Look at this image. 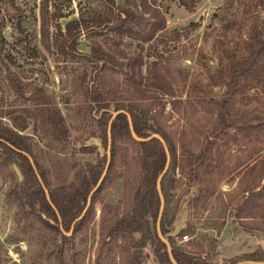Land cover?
<instances>
[{
	"label": "rangeland",
	"instance_id": "374dc122",
	"mask_svg": "<svg viewBox=\"0 0 264 264\" xmlns=\"http://www.w3.org/2000/svg\"><path fill=\"white\" fill-rule=\"evenodd\" d=\"M116 1L149 17L143 11L142 0ZM224 1L198 0L188 10L178 0H156L165 27L150 41L102 30L82 34L78 44L79 49L88 51L91 44L99 43L113 52L116 63L108 81L122 92L126 103L133 99V80L125 71L130 56L141 53L143 75L153 59L169 74L176 96L159 95L154 107L163 127L172 132L178 153L186 146L203 156L194 181L184 177L179 182L176 170L175 183L180 186L169 190V228L188 235L184 241L175 239L176 245L215 264L264 249V212L249 208L246 218L241 219L236 212L247 194L244 190L257 184L260 188L264 181V79L229 97L228 123L221 132L215 130V100L224 96L225 90L221 75L233 57L248 51L253 19L255 15L264 18V0H234L231 7L223 6ZM15 2L22 8L19 26L10 16L11 6L8 12L0 10V19L6 18L0 31V121L31 143L34 158L48 177L47 189L61 192L88 163L105 168L108 161V139H104L95 120L96 107L85 97L92 65L45 46L40 36V0ZM54 2L62 14L58 18L62 25L80 13L87 15L103 7L101 0ZM53 8L50 4L49 10ZM192 20L198 24L185 27ZM49 30H55L53 22ZM7 67L29 87H41L46 92L51 106L64 118L66 142L54 140L34 105L14 92L6 77ZM147 80L148 75L142 86L148 85ZM171 99L176 102L172 104ZM119 143L118 158L90 219L77 232L72 230L66 235L70 230L63 231L68 239L38 222L26 204L17 200L15 191H19L22 178L16 170L21 175L20 164H5L0 151V264H55L61 252L64 264H130L120 251V241L106 236L107 224L121 210L115 205L122 203L125 179L131 171L128 161L134 152L124 140ZM244 219L248 221L245 227L241 223ZM136 238L139 241L134 255L138 264H160L152 237L137 234Z\"/></svg>",
	"mask_w": 264,
	"mask_h": 264
},
{
	"label": "trees",
	"instance_id": "16d2710c",
	"mask_svg": "<svg viewBox=\"0 0 264 264\" xmlns=\"http://www.w3.org/2000/svg\"><path fill=\"white\" fill-rule=\"evenodd\" d=\"M103 7L100 10L91 11L84 15L68 19L62 25L58 18L62 15L55 6L54 0H40V36L47 47H55L70 57H79L92 65V75L85 89V97L90 105L96 107L95 120L102 128L104 139H108V124L113 113L118 112L111 120L110 125V158L109 171L105 174L99 188L93 193L90 204L82 218H78L87 204L89 193L98 182L104 166L88 163L78 170L74 181L66 190L57 192L48 188V177L40 163L34 158L31 143L17 130L0 121V151L3 162L16 161L20 164L22 181L19 191H15L17 200L26 204L35 219L62 234L68 239L63 231H69L72 224L74 232L81 230L90 219L93 206L98 199L101 190L108 181L112 169L119 154V142L124 140L133 149L130 164L131 171H127L125 179V193L121 205H115L117 212L106 226V236L120 241V251L126 255L130 264H138L135 248L139 239L136 235L150 236L153 240L154 255L160 264H171L167 247L157 235L156 223L160 206V198L156 188V181L163 171L167 155L161 141L150 138L137 141L131 134L128 116L131 119L133 130L138 137L148 138L150 135L159 134L165 141L169 154V167L161 180V191L164 198V209L160 222L162 235L169 241L172 255L178 264H215L201 257L197 252L186 251L176 245L175 239L181 240L187 233L180 231L174 234L169 228L167 204L169 190L179 187L175 183L176 170L179 182L182 178H191L194 181L197 167L203 162L202 153H194L184 146L178 153L176 141L172 132L163 127L159 114L154 107V99L159 95L175 97V86L163 72L155 59L151 60L147 73L143 75L142 64L144 59L141 53L130 56L126 72L133 80L131 94L133 99L125 102V97L120 90L108 81V74L116 63L112 51L102 47L99 43L90 45L88 51L78 48L79 38L82 34L108 30L117 35H130L141 41L148 42L154 38L156 32L165 27V17L156 6V0H142L143 11L149 14L144 17L130 6L121 4L116 0H101ZM198 0H178L184 8L191 10ZM234 0H225L223 6H233ZM7 4V5H6ZM54 8L49 10V5ZM9 6L13 8L10 16L16 19L17 26L21 21V7L15 0H0V10L6 12ZM5 17L0 19V31L2 30ZM53 22L54 31H50ZM251 39L248 51L240 56L233 57L221 75L225 85L224 96L215 100L218 108V117L215 130L221 132L228 123V100L236 91L244 87L255 86L264 79V18L258 15L252 22ZM197 21H190L185 27H195ZM148 75L147 86H142L145 76ZM6 77L11 88L16 94L26 96L36 109V114L48 127L52 138L58 142L68 140V128L62 114L51 106V100L46 92L37 86L25 84L9 67L6 68ZM27 92V95H26ZM174 104L175 99L170 101ZM165 104L163 103V108ZM31 156L38 179L28 156ZM104 154V161L106 160ZM259 184L250 186L244 193V199L236 208L239 219L246 218L245 212L249 208L260 209L264 212V181L260 188ZM45 189L48 191L49 199ZM10 196L7 194V197ZM120 206V207H119ZM264 218V215L262 216ZM252 220V219H251ZM242 225L248 221L241 220ZM264 223V222H263ZM245 227V226H244ZM258 229L259 227H255ZM220 234L218 229L217 235ZM188 236V235H187ZM71 238V237H70ZM214 246V245H213ZM240 261H264V249H257L245 253L239 257L228 258L223 264H234ZM55 264H64L62 252L55 257Z\"/></svg>",
	"mask_w": 264,
	"mask_h": 264
},
{
	"label": "water",
	"instance_id": "95a60500",
	"mask_svg": "<svg viewBox=\"0 0 264 264\" xmlns=\"http://www.w3.org/2000/svg\"><path fill=\"white\" fill-rule=\"evenodd\" d=\"M120 111H116L113 113V116L112 118ZM112 118L110 119L109 121V124H108V161H107V164L98 180V182L96 183V185L94 186V188L91 190V192L89 193V196H88V199H87V204H86V207L84 208V210L82 211L81 215L75 219L74 223L82 218V216L84 215L86 209L88 208L89 204H90V199H91V196L93 195V193L99 188V186L101 185L102 181H103V178L107 172V168H108V164H109V146H110V125H111V120ZM128 120H129V127H130V131H131V134L132 136L134 137V139H136L137 141H143V140H147V139H150V138H157L158 140L161 141L162 145L164 146L165 148V152H166V155H167V161H166V164H165V167L163 169V171L161 172V174L159 175L157 181H156V188H157V191H158V194H159V198H160V206H159V211H158V217H157V223H156V231H157V235L158 237L161 239V241L163 243H165L166 247H167V252H168V255H169V259H170V262L171 264H178L176 262V260L174 259L173 255H172V248H171V245L169 243V241L162 235L161 233V230H160V222H161V217H162V213H163V209H164V198H163V194H162V191H161V180H162V177L164 176V174L166 173L168 167H169V162H170V154H169V151H168V148H167V145L164 141V139L159 135V134H152L150 135L148 138H141V137H138L134 130H133V126H132V123H131V119L130 117L128 116ZM28 158H29V161L30 163L32 164V167L34 168L35 172H36V175L38 177V179L40 180V177L36 171V168H35V165L33 163V160L31 158V156L27 155ZM18 175L22 178V176L20 175V173L18 172V170H16ZM45 192H46V196L47 198L49 199V195H48V191L45 189ZM73 223V224H74ZM73 224L70 228V231L69 232H65L66 235H69L71 233V231L73 230ZM176 234V232L174 233ZM234 264H264V261H240V262H237V263H234Z\"/></svg>",
	"mask_w": 264,
	"mask_h": 264
},
{
	"label": "built area",
	"instance_id": "2783aa9c",
	"mask_svg": "<svg viewBox=\"0 0 264 264\" xmlns=\"http://www.w3.org/2000/svg\"><path fill=\"white\" fill-rule=\"evenodd\" d=\"M186 239H188V236H187V235H183V236L181 237V240H180V241H184V240H186Z\"/></svg>",
	"mask_w": 264,
	"mask_h": 264
}]
</instances>
